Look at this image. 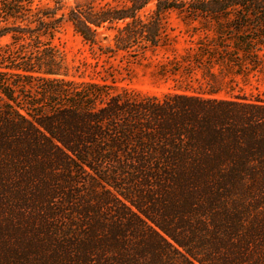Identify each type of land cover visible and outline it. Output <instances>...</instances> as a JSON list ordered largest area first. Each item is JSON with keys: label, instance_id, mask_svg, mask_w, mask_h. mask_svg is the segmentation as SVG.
<instances>
[{"label": "trees", "instance_id": "obj_1", "mask_svg": "<svg viewBox=\"0 0 264 264\" xmlns=\"http://www.w3.org/2000/svg\"><path fill=\"white\" fill-rule=\"evenodd\" d=\"M40 1L0 0V264H264V98L228 86L264 81V0ZM170 12L198 89L77 81L52 44L67 20L144 56Z\"/></svg>", "mask_w": 264, "mask_h": 264}, {"label": "rangeland", "instance_id": "obj_2", "mask_svg": "<svg viewBox=\"0 0 264 264\" xmlns=\"http://www.w3.org/2000/svg\"><path fill=\"white\" fill-rule=\"evenodd\" d=\"M77 1L85 0H64V6L58 14L66 13ZM40 3L54 5L50 0H41ZM153 7V4H149L142 14L148 15ZM166 28L164 46L155 52H147L144 56L111 51L109 48L113 46V31H102L97 44L91 45L67 20H64L55 34L52 44L62 56L69 78L77 81L114 80L119 87L157 97L184 92L189 86L198 89L204 83L199 73L186 75L168 64L187 48L194 46V37L176 12L167 15ZM7 41L8 39H4L3 43ZM228 86L234 88L235 95H245L249 99L256 96L264 98V81L258 73H252L248 77H234Z\"/></svg>", "mask_w": 264, "mask_h": 264}]
</instances>
